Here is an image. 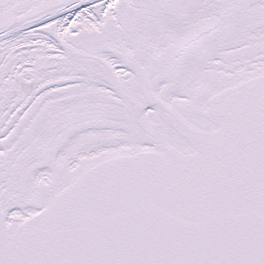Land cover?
<instances>
[{"label":"snow or ice","instance_id":"6c2138e0","mask_svg":"<svg viewBox=\"0 0 264 264\" xmlns=\"http://www.w3.org/2000/svg\"><path fill=\"white\" fill-rule=\"evenodd\" d=\"M0 264H264V0H0Z\"/></svg>","mask_w":264,"mask_h":264}]
</instances>
